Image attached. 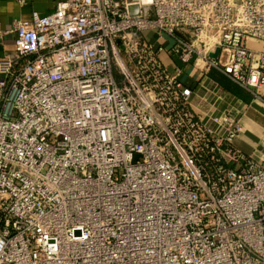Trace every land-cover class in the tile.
I'll use <instances>...</instances> for the list:
<instances>
[{
	"label": "built area",
	"instance_id": "built-area-1",
	"mask_svg": "<svg viewBox=\"0 0 264 264\" xmlns=\"http://www.w3.org/2000/svg\"><path fill=\"white\" fill-rule=\"evenodd\" d=\"M8 36L0 264H264V154L185 83L264 104V0H64Z\"/></svg>",
	"mask_w": 264,
	"mask_h": 264
},
{
	"label": "crops",
	"instance_id": "crops-1",
	"mask_svg": "<svg viewBox=\"0 0 264 264\" xmlns=\"http://www.w3.org/2000/svg\"><path fill=\"white\" fill-rule=\"evenodd\" d=\"M64 0H0V31L5 33L17 20H30L34 12L42 15L55 11L58 3ZM14 38L5 37L0 41V59L14 50ZM166 61L169 63V59ZM185 83L194 90L193 102L203 115L206 123L218 131L211 117L229 114L241 117L244 132L236 146L247 154L259 151L264 154V104L253 102L249 93L235 91L230 81L215 72L202 73L194 68L187 71ZM238 92V93H237Z\"/></svg>",
	"mask_w": 264,
	"mask_h": 264
},
{
	"label": "water",
	"instance_id": "water-1",
	"mask_svg": "<svg viewBox=\"0 0 264 264\" xmlns=\"http://www.w3.org/2000/svg\"><path fill=\"white\" fill-rule=\"evenodd\" d=\"M135 1H137V0H130V2H135ZM138 13H139L138 7L134 6V7L131 8V14L132 15H136ZM219 54H220V49L218 48L215 53H213V54L210 55V57L212 59H215L216 60V59H218Z\"/></svg>",
	"mask_w": 264,
	"mask_h": 264
},
{
	"label": "bare ground",
	"instance_id": "bare-ground-1",
	"mask_svg": "<svg viewBox=\"0 0 264 264\" xmlns=\"http://www.w3.org/2000/svg\"><path fill=\"white\" fill-rule=\"evenodd\" d=\"M202 63H203V62H202V61H200V63H199V64H200V66H203V64H202Z\"/></svg>",
	"mask_w": 264,
	"mask_h": 264
},
{
	"label": "trees",
	"instance_id": "trees-1",
	"mask_svg": "<svg viewBox=\"0 0 264 264\" xmlns=\"http://www.w3.org/2000/svg\"><path fill=\"white\" fill-rule=\"evenodd\" d=\"M234 90L237 91V90H240V89H238V88H234ZM237 93H238V92H237Z\"/></svg>",
	"mask_w": 264,
	"mask_h": 264
},
{
	"label": "rangeland",
	"instance_id": "rangeland-1",
	"mask_svg": "<svg viewBox=\"0 0 264 264\" xmlns=\"http://www.w3.org/2000/svg\"><path fill=\"white\" fill-rule=\"evenodd\" d=\"M215 73H217V72H215ZM219 74V73H218Z\"/></svg>",
	"mask_w": 264,
	"mask_h": 264
}]
</instances>
